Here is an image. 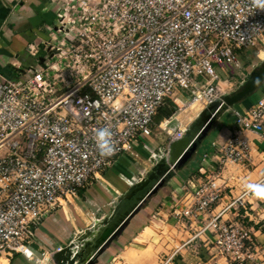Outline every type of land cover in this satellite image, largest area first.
I'll use <instances>...</instances> for the list:
<instances>
[{"label":"built area","instance_id":"1","mask_svg":"<svg viewBox=\"0 0 264 264\" xmlns=\"http://www.w3.org/2000/svg\"><path fill=\"white\" fill-rule=\"evenodd\" d=\"M263 36L257 0H62L42 64L0 78V261L33 258L29 243L41 219L78 198L119 156L134 154L159 108L172 97L178 103L180 90L190 97L187 107L201 113L215 105L216 114L225 105L219 70L239 67L240 51ZM39 51L31 46L34 56ZM235 116L234 134L214 144L221 163L251 160L242 133H264V97ZM105 128L111 151L102 153L96 133ZM218 175L186 180L172 213L203 220L200 233L214 234L216 253L244 260L256 244L252 233L224 218L246 213L244 195L205 217L222 199Z\"/></svg>","mask_w":264,"mask_h":264},{"label":"crops","instance_id":"2","mask_svg":"<svg viewBox=\"0 0 264 264\" xmlns=\"http://www.w3.org/2000/svg\"><path fill=\"white\" fill-rule=\"evenodd\" d=\"M61 2L0 0V78H16L26 65L42 64L43 43L53 36ZM34 44L40 46L37 56L30 52ZM232 67L233 71L239 70L241 63L239 67ZM242 81L231 75L229 80L222 79L218 85L225 95H232L243 87ZM179 94L175 104L188 101L184 90ZM262 97L264 92L233 105L225 103L214 115L201 140L203 124L198 121L200 112L197 108L156 118L157 126L151 135L140 136L134 154L119 156L99 180L79 193L78 198L63 200L62 205L41 219L35 237L29 243L34 251L33 258L15 254L8 263L38 264L42 261L41 264H58L52 259L54 253L85 234L88 235H85L86 241L95 240L104 229L121 223L119 221L125 215L142 203L140 199L145 190L135 189V186L165 158L164 151L179 140H173L166 132L170 129L182 130L183 137L187 136L191 141L199 140L196 152L182 166L171 170L165 184L147 198L141 209L130 217L121 234L100 254L91 253L90 257L86 253L84 258L88 261L95 256L93 264H264V198L257 197L253 191L257 186L264 187V133L251 130L242 133L250 146L251 160L247 162L221 163L214 145L225 142L234 134L237 127L235 111L250 109ZM160 128L165 132L157 131ZM205 154L208 155L206 162L203 161ZM213 172L219 174L217 182L222 188V199L205 217L221 211L233 198L244 195L246 213L241 208L240 212L232 210L224 215L226 220L243 223L252 233L256 244L244 260L216 253L214 234L210 231L200 233L203 220H179L172 213L176 199L184 197V182L189 178L204 180ZM93 246L94 241L88 246V252ZM13 259L15 263H12Z\"/></svg>","mask_w":264,"mask_h":264},{"label":"water","instance_id":"3","mask_svg":"<svg viewBox=\"0 0 264 264\" xmlns=\"http://www.w3.org/2000/svg\"><path fill=\"white\" fill-rule=\"evenodd\" d=\"M54 51L51 52V54H53ZM41 60L43 62L44 58L42 57ZM254 74L255 72L251 74L250 78L246 81V83L240 90L232 95H225L224 100L226 105H233L237 102H240L245 98L250 97V95L254 94L256 89L260 88V86L264 83V72L253 79L252 77ZM216 108L217 106L210 105L200 113L198 121L202 122L203 124V129L201 131L202 136L201 138L199 137L200 140L206 136V133L211 126ZM186 132H189V130H187ZM197 147L198 141L196 139L194 141H191L187 136L174 141L171 144L170 148L164 151L165 158L157 162L156 166L153 168V170H151L150 174H148L146 178H144L139 184L135 186V189L137 188L138 190H145V195L141 197L142 199L140 200L142 203L139 206L136 207L135 205L136 208L133 209L130 214L128 213L127 215H125L126 217L122 221H119L121 223L117 222L113 228L108 227L104 229L100 234L98 232L99 235L95 240L86 241L87 237H85V235L87 234H85L83 237H79L76 241H73L69 246L54 253L52 255V259H54L58 264H93L95 256H93L91 260L88 259L87 261V257L84 258V255L86 253L89 256L91 255V253L95 255L96 253L100 254L115 237L121 234L130 217L134 216V214L141 209L150 195L156 193L159 188L165 184L167 176L172 170V165L174 166L173 168L182 166L196 152ZM135 192L136 191H134V193ZM93 241L95 242V246H93L92 250L88 252L90 250L88 246H90ZM74 250L77 251L76 254L73 253Z\"/></svg>","mask_w":264,"mask_h":264},{"label":"rangeland","instance_id":"4","mask_svg":"<svg viewBox=\"0 0 264 264\" xmlns=\"http://www.w3.org/2000/svg\"><path fill=\"white\" fill-rule=\"evenodd\" d=\"M50 32L51 31L46 32L47 35ZM54 36L57 39L61 36V34H60V32L57 31V32H54ZM239 57H240V63H241V67H239V68H241V69L233 71L232 68H234V67L228 66L227 71L219 70V73H220V76L222 77V79L231 78V75L236 76L238 81L241 82L243 80L242 85L244 86V84L248 80L249 76H251L250 74H252L256 70H259V68H262L264 66V36L262 37V39L260 40L259 44L256 47H253V48H250L247 50H243L241 53H239ZM263 92H264V84L259 88V90H257L254 94L250 95V97H248V98H252L254 96H259V94H261ZM179 97H180V94L178 92L177 96H176L177 102L179 100ZM182 97L184 98V96H182ZM187 99H188V101L184 100L185 101L184 103H180L182 110L179 109L180 108L179 105L175 104V98L174 97L167 100L163 106L166 107L168 109V111L171 112V114L172 113L174 114V112H172L171 109H174V111L176 110L175 112H178V111L183 112L184 110H187L186 108H188L190 110H194L192 107H187L188 103L190 101V97L188 95H187ZM190 113H192V112H190ZM156 126L157 125L153 126L154 127L153 130L155 129ZM171 127H173V126H171ZM169 130L170 129H168L166 132H168ZM157 131L165 132V131H163V128H160V130H157ZM171 131L174 132L173 130H171ZM0 264H9V263L7 260L4 259V260L0 261Z\"/></svg>","mask_w":264,"mask_h":264},{"label":"clouds","instance_id":"5","mask_svg":"<svg viewBox=\"0 0 264 264\" xmlns=\"http://www.w3.org/2000/svg\"><path fill=\"white\" fill-rule=\"evenodd\" d=\"M257 3L260 4L261 7H264V2H262V0H257ZM110 136H111V133L106 128L98 130L96 133L97 144L99 148L101 149L102 153L111 151ZM253 191H254V195H256L257 197L264 198V187L257 186L253 189Z\"/></svg>","mask_w":264,"mask_h":264},{"label":"trees","instance_id":"6","mask_svg":"<svg viewBox=\"0 0 264 264\" xmlns=\"http://www.w3.org/2000/svg\"><path fill=\"white\" fill-rule=\"evenodd\" d=\"M243 50H241L240 51V53L242 52ZM171 111L172 112H175L174 111V109H171ZM164 114V115H163ZM171 114V112H169L168 111V109L166 108V107H164V106H162V107H160L159 108V113L157 114V116H156V118H159V117H162V116H167L168 117V115H170ZM201 136H202V133H201ZM198 142H199V140H198ZM83 190V189H82ZM82 190H80L79 192L81 193L82 192ZM16 261L13 259L12 260V263H15Z\"/></svg>","mask_w":264,"mask_h":264},{"label":"flooded vegetation","instance_id":"7","mask_svg":"<svg viewBox=\"0 0 264 264\" xmlns=\"http://www.w3.org/2000/svg\"><path fill=\"white\" fill-rule=\"evenodd\" d=\"M263 72H264V66H263L262 68H259V70H256V71H255V74L253 75L252 78H253V79L256 78L259 74H262ZM250 75H251V74H250ZM249 78H250V76H249ZM249 78H248V79H249ZM263 84H264V83H263ZM263 84H262V85H263ZM262 85H261V86H262ZM261 86H260V87H261Z\"/></svg>","mask_w":264,"mask_h":264},{"label":"bare ground","instance_id":"8","mask_svg":"<svg viewBox=\"0 0 264 264\" xmlns=\"http://www.w3.org/2000/svg\"><path fill=\"white\" fill-rule=\"evenodd\" d=\"M228 80H229V78H228ZM74 253L76 254V253H77V251H76V250H74Z\"/></svg>","mask_w":264,"mask_h":264}]
</instances>
